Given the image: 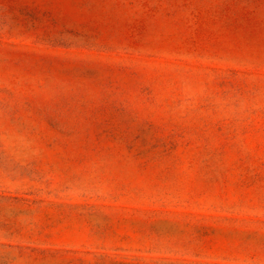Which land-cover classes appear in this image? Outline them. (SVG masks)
I'll use <instances>...</instances> for the list:
<instances>
[{"label": "rangeland", "instance_id": "374dc122", "mask_svg": "<svg viewBox=\"0 0 264 264\" xmlns=\"http://www.w3.org/2000/svg\"><path fill=\"white\" fill-rule=\"evenodd\" d=\"M0 264H264V0H0Z\"/></svg>", "mask_w": 264, "mask_h": 264}]
</instances>
